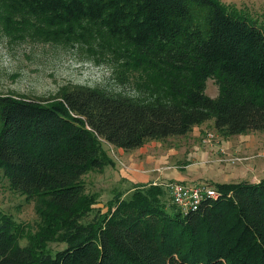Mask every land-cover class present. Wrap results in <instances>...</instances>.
I'll use <instances>...</instances> for the list:
<instances>
[{"label":"trees","instance_id":"trees-1","mask_svg":"<svg viewBox=\"0 0 264 264\" xmlns=\"http://www.w3.org/2000/svg\"><path fill=\"white\" fill-rule=\"evenodd\" d=\"M0 29L86 42L134 83L0 93V179L40 217L31 233L0 212V264H264V177L215 183L186 213L153 182L114 187L103 211L83 179L114 165L106 142L130 150L210 120L264 132V25L220 0H0Z\"/></svg>","mask_w":264,"mask_h":264},{"label":"rangeland","instance_id":"rangeland-1","mask_svg":"<svg viewBox=\"0 0 264 264\" xmlns=\"http://www.w3.org/2000/svg\"><path fill=\"white\" fill-rule=\"evenodd\" d=\"M220 1L242 10V13L264 25V0ZM114 69L108 56L86 42L48 41L34 31L14 34L0 29V93L32 99L53 98L62 89L76 87H101L111 92L132 93L134 83L120 82ZM205 92L211 97L218 94V87L212 79L206 81ZM205 131L213 133L210 143L217 146L204 161L203 152L210 148L202 147V137L198 138L201 150L195 153L194 158L199 162L187 170V174L195 180L189 179L185 183L212 187L215 183L258 181L264 177V132L227 135L217 131L212 120L201 127L202 136ZM180 141L183 147L185 141ZM104 147L119 162L115 146L105 143ZM231 156L240 160L229 162L227 159ZM106 167L105 171H92L83 177L88 190L99 192L98 202L94 206L101 207L103 211L106 209L104 204L115 191L114 187L122 189L113 182L120 178L119 172ZM167 172L172 176L174 171ZM35 204L34 200L11 190L5 180L0 179V212L23 223L31 233L37 230L40 223ZM20 242L25 244L27 240L23 238ZM50 245L53 248L62 247V244L54 242Z\"/></svg>","mask_w":264,"mask_h":264},{"label":"crops","instance_id":"crops-1","mask_svg":"<svg viewBox=\"0 0 264 264\" xmlns=\"http://www.w3.org/2000/svg\"><path fill=\"white\" fill-rule=\"evenodd\" d=\"M203 124L193 126L191 131L185 135L171 136L163 141L150 140L130 150L115 147L119 162L112 157L114 165L108 166L110 170L115 169L119 172L120 178L117 181L114 179V184L118 183L122 190L129 191L135 184L154 183L156 180L165 182L169 179L186 182L190 179L194 181L195 178L187 174L189 173L187 170L199 162L196 161L197 158H194V155L201 150L198 138L202 137ZM180 140L185 141L183 147ZM202 144V147L209 146L210 148L203 152V160L207 161V157L217 145L215 143ZM172 170L174 172L170 176L167 171Z\"/></svg>","mask_w":264,"mask_h":264},{"label":"built area","instance_id":"built-area-1","mask_svg":"<svg viewBox=\"0 0 264 264\" xmlns=\"http://www.w3.org/2000/svg\"><path fill=\"white\" fill-rule=\"evenodd\" d=\"M213 133L205 131L202 136L203 143H210ZM107 144H110L106 142ZM221 160V159H220ZM227 160L235 162L240 160L239 157L231 156ZM153 184H162L167 189L172 203H174L183 213L193 211L206 197H216L217 191L208 185L200 183H185L179 180L155 181Z\"/></svg>","mask_w":264,"mask_h":264}]
</instances>
